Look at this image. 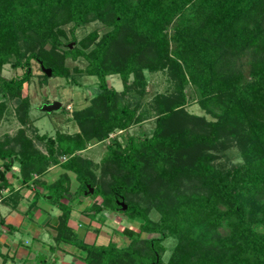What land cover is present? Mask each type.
<instances>
[{"label": "trees", "instance_id": "obj_1", "mask_svg": "<svg viewBox=\"0 0 264 264\" xmlns=\"http://www.w3.org/2000/svg\"><path fill=\"white\" fill-rule=\"evenodd\" d=\"M187 6L192 12H204L205 28L188 37L182 32L187 25L182 23L169 48L164 27L176 16L186 21L183 11ZM89 15L101 22L104 32L97 37L92 30L86 40L68 48L60 39L67 36L64 26L70 24L69 35L74 40V30ZM260 27L264 28V0H0V65L12 58L9 66L21 70L19 75L0 80V96L20 99L14 106L19 122L31 121L29 101L20 94L31 76L32 60L50 68V76L69 81L71 72L94 76L97 87L84 106L72 110L75 132L35 135L44 140L45 152L33 145L24 127L1 139L0 190L6 191L0 195V204L16 209L21 200L20 190L5 177L14 162L20 186L25 187L30 186L32 173L40 174L51 163H58L64 172L42 195L50 194L48 201L55 200L59 210L53 228L55 246H75L83 253L79 257L82 264H149L155 256V264H264V33L258 35ZM247 49L251 55L246 78L241 69H221V58L231 53L225 63L233 62ZM65 58H81L83 65L68 67ZM143 69H165L176 88L175 94L154 98L151 134H128L124 144L110 141L98 162L82 156L77 151L142 117L146 107L138 111L130 93L143 86ZM113 73L121 81L119 91L107 84L106 77ZM72 81L76 83L74 78ZM188 83L215 96L220 109L214 121L186 126L174 119ZM2 105L0 101V118ZM225 134L243 145V160L221 172L209 163V154H202L204 144L213 146ZM61 155L65 157L59 162ZM66 171L78 182L77 193L85 191L87 183L93 187L90 194L101 198L100 206L113 210L119 198L126 199L120 213L139 220L138 232L157 236L140 239L123 228L129 239L125 245L75 240L67 226L72 194L66 203L60 201L69 192ZM184 176L199 182L187 193L176 185L168 187L161 196L166 205L158 203L164 200L153 205L157 220L130 199L162 180L171 183ZM32 196L28 210L38 194ZM91 207L94 213L100 210L97 204ZM258 226L262 229L257 230ZM164 229L175 235V243L162 262L159 252L166 238ZM0 256L5 260L4 254Z\"/></svg>", "mask_w": 264, "mask_h": 264}, {"label": "rangeland", "instance_id": "obj_2", "mask_svg": "<svg viewBox=\"0 0 264 264\" xmlns=\"http://www.w3.org/2000/svg\"><path fill=\"white\" fill-rule=\"evenodd\" d=\"M183 16L187 18L186 21H181L179 17L176 16L173 17L170 22H168L164 27V33L167 38V47L169 48L172 47L174 43V36L176 35L177 30L183 27V25H181L182 23L187 25L186 28L188 29H182V32L188 37H191L194 34H200L202 28H205L203 27V25L206 19V15L201 11V9L192 12V10H190V7L187 6L183 11ZM64 30L67 33V36L66 38L60 37V39L63 42L65 41L68 48H71L73 45H77L81 39L82 41L86 40L87 33L91 32L92 30L96 32L97 37L100 36L104 32L105 27L98 19H96L95 17L92 18L89 15V19L74 30V40H72L71 35H69L70 24H66L64 26ZM263 33L264 28L260 27L258 29V35L260 36ZM45 46L48 47L47 44H45ZM230 55L231 53H229L224 60L223 58H221L220 62H222V64L220 65L224 66L221 67V69L228 71L233 68H238L239 70L241 69L243 73L242 75L246 78L251 55L248 49L245 50L244 53H241L240 57L234 55L235 58L233 59V62L230 61L231 63H225L226 60L230 59ZM12 60L13 59L11 58L9 61L0 65V80L2 78H9L14 75H19L21 73V70L19 68L13 69L9 66V62ZM64 63H66L68 67H81L83 65L81 58H77L74 60L65 58ZM30 64L31 76L29 78V81L23 84L20 96H26L29 101L27 111L31 121L30 123H25L24 125L19 122L17 117L18 113L15 112L14 109V106L17 105L20 101L18 97H9L5 95L2 98V96H0V101L2 102V106L4 109L3 114L0 118V142L2 138H5V136H7L6 138L13 136L18 128L24 127L26 128L25 134L31 138L33 145H35V147L38 148L41 152H45L44 140H41L36 136L43 134L53 137L57 131L68 134L75 132L77 130V127L71 119L72 110L84 106L88 102V98H90L94 93L97 92L96 81L94 76L87 75L82 72H71L72 77H70L71 80L69 81V78L46 75L40 69V64L33 60L30 62ZM43 67L48 68L46 66ZM187 70L188 68H183V71ZM142 75L145 80L143 86H137L136 92L132 90L130 93L133 97V104H135L136 100L138 111H142V109L146 107V109L142 111V117L126 129L114 130L108 133L107 137L103 141L90 143L86 145L85 149L77 151L82 156L90 158L94 162H98L105 151V146L110 144V141L116 139L121 144H124L126 141V135L128 134L140 137L149 136L151 134L154 127V117L156 116V111L153 104L154 98L156 96H159V94L162 96L175 94L176 88L174 85V81L171 80L165 69L156 71H148L146 69H143ZM72 78L75 79L76 83H72ZM106 81L107 84L113 87L115 90L119 91L122 89L121 81L118 78L117 74H109L106 77ZM184 88V101L176 111L174 119L183 121L186 126L193 123L195 126H197L203 122L214 121L216 118L215 113H217L220 109V107L217 105V101H215V96L211 95L207 91L205 93L199 92L197 87L191 83H188ZM128 95L129 93L126 95V97ZM209 97L213 99H211V101L206 100V98ZM53 100H57L61 103L59 109L51 111L49 113L41 112L39 110L41 104L51 102ZM255 118H257V116H255ZM33 135L36 136L34 137ZM8 144H10V141L8 142ZM204 146L202 155L206 156V154H209L211 159L209 160V163L212 164L214 168L219 169V171L221 170V172L224 171L225 168L230 169L232 166L242 163L243 156L241 150L243 145L241 146L239 143H237L235 138L231 134L223 135V137L220 138L213 146H208L207 144H204ZM63 157H65V155H61L59 157V162L63 160ZM15 165L16 162H14L11 165L10 170L5 173L8 180H11L14 186L16 185L15 183H17V181L15 180L17 176L10 173V171L15 169ZM95 171L96 174L99 173V169H95ZM62 172H64V170L58 163H51L44 172L39 174L37 179H39V183L43 187L44 192L48 191V184L52 181H55ZM65 174L67 178L64 179V182L66 181L65 183H68L69 186V192L66 194H72L73 199L69 202V204L71 210L74 211V214H72V228L68 225L67 226L76 235V237H73L75 238V240L81 239L83 242L99 245L106 244L107 242L112 241L118 246H121L125 245L129 241L127 234L122 231L123 228H128L131 231L137 233L138 238L140 239L148 238L153 235L157 236V234H151L145 231L138 232L137 224L139 220L122 215L120 213V210L122 209L120 208L119 204H117L116 208L113 210L103 207L102 205L100 206L101 198L99 196H93L92 194H90L93 191V187L90 186L89 183H87L86 185L92 188L91 192H88L86 189L85 191L83 190L81 194H79L80 192L77 193L76 191L79 185L75 180L73 173L70 171H66ZM198 182L199 181L196 178H189L188 176L178 178V180H171V183H169L167 180H162L161 182H159V185L152 188L149 187L147 192L141 191L136 193L135 195H131L130 199L133 202L141 205V207L145 208L148 216L152 220H157L159 216L158 210L153 205L158 201L164 200V197L161 196L169 189L168 187H171L173 189V187L176 185L179 188H183V191L187 193L190 192V188H192V186H194V184H197ZM14 186L12 185L13 188H15ZM24 187L25 186H21L20 188ZM5 191L6 190H0V195L5 194ZM23 193L24 190H20V205L18 203V209L16 208V210L12 212V215L15 212L19 215H24L25 213H27L26 215H29L30 209L28 210L27 208L29 207L27 206L32 201V198L30 199L29 195L25 197ZM47 195L51 196L50 194H45V196L43 197L42 192H39L37 198L40 203L42 202L41 208L43 207L45 209H51V211H49L50 220L48 222H45V224L49 225L51 224V222H54L53 226H55L57 224V215L59 214V210L57 209L55 200L48 201L50 197L46 199ZM69 197L70 196H65L64 198H61L60 201L66 203V198ZM124 200L126 199L119 198L117 201L124 202ZM262 200L263 198L260 199V201ZM164 202L166 201L164 200L163 202L158 203L161 206H164L166 205V203ZM92 204L99 205L100 210L94 213V211H92L93 208L91 207ZM5 210L6 211H4V209L0 207V212L5 213L8 211V209ZM82 216L88 218V226L83 221ZM35 223L37 224V221ZM6 224L3 222L2 225ZM220 229L223 231V228L221 226ZM261 229L262 226H258L257 230ZM86 230L90 232L88 234L89 237L83 236V233ZM164 232H166V238L162 241L161 244L163 248L160 249L159 252L162 262H165L170 249L175 243V235L172 234V232H170L168 229H164ZM14 235L16 238L23 241V238L26 234L24 235L21 233H14ZM47 235H45L44 240L50 242L51 238ZM30 240L31 241L29 244V248L30 250H34L35 254L36 248H38L34 247L36 242L35 238H30ZM61 247L62 248L60 249H63L66 252H71L78 258L83 254L82 251H80L78 248L67 243L63 244ZM42 253L46 255L44 260H38L39 258L36 255L31 257L30 260H26L24 264L49 263V253L45 248L41 249V255ZM1 259L2 258L0 256V260ZM65 259L70 261L71 258L69 254H66ZM156 261L157 256H155V260L151 263L155 264ZM8 262L9 261H7V263ZM55 264H60V262L57 261L55 262ZM79 264L82 263L79 262Z\"/></svg>", "mask_w": 264, "mask_h": 264}, {"label": "crops", "instance_id": "obj_3", "mask_svg": "<svg viewBox=\"0 0 264 264\" xmlns=\"http://www.w3.org/2000/svg\"><path fill=\"white\" fill-rule=\"evenodd\" d=\"M10 173L17 176L16 178L11 176L15 178V180L17 181V183H15L16 184L15 186L11 182V180H8L6 175L5 177L7 178L8 181H10L11 185H13L15 189L24 190L23 194L25 195V197L29 195L31 199L33 198L32 196L33 192H36L37 194L39 192L42 193L44 192L43 187L39 183V179H37L39 174L32 173L31 179L29 181L30 186L20 188L21 186L17 173V163L15 165V169L10 171ZM68 196L70 195L66 194V197ZM41 203L40 201H38L37 198L34 205L30 208L29 215H26L27 213H25L24 215H19L16 212L12 215V212L15 211L16 209H10L5 205L0 204V207L3 208L4 211H6L5 209H8V211L5 213L0 212V217L3 218V222L5 224L6 223L8 224V225L6 224L0 226V252H2L5 255L4 256L5 260L3 259L0 260L1 264H24L26 260H30L31 257L36 255L39 258L38 260H44L46 255L43 253L41 255L42 248H45L46 251L49 253V261H50L49 263H43V264H55V262L57 261L60 262V264H79V262H81L80 259L75 255H73L71 252H66L63 249H60L62 248L61 246L65 243H59L57 246H55L53 240V236L55 233L53 229L54 222H51V224L49 225L45 224V222H48L50 220L49 211H51V209L50 208L45 209L43 207L41 208ZM72 214H74L73 210L70 211L69 218L67 220V225L70 226L71 228L73 224ZM82 218L83 221L88 226V218L84 216H82ZM36 221L37 224L35 223ZM14 233H21L26 235L23 238V241H21L15 237ZM89 233L90 232L86 230L83 233V236L89 237L88 236ZM45 235L51 238L50 242L44 240ZM30 238H35L36 242L34 247H38L36 248L35 254H34V250H30L29 248V244L31 241ZM52 245L55 246V249H51ZM66 254H69L71 258L70 261L65 259ZM40 256H43V258H40ZM7 261L9 262L7 263Z\"/></svg>", "mask_w": 264, "mask_h": 264}, {"label": "water", "instance_id": "obj_4", "mask_svg": "<svg viewBox=\"0 0 264 264\" xmlns=\"http://www.w3.org/2000/svg\"><path fill=\"white\" fill-rule=\"evenodd\" d=\"M40 69H41L46 75H50V68H45V67H43L42 65H40ZM60 106H61V103H60L59 101H57V100H53V101H51V102H47V103H43V104H41L39 110H40L41 112H47V113H49V112H51V111H54V110L59 109ZM86 187H87V191H88V192H91V191H92V188H91V187H89L88 185H86ZM84 193H85V192H84ZM49 197H50V196L47 195V196H46V199L49 198ZM116 202H117V204H119V206H120V208H121L122 210L125 209V204H124L123 201H116ZM40 258H43V256H40ZM150 264H152V263H150Z\"/></svg>", "mask_w": 264, "mask_h": 264}, {"label": "built area", "instance_id": "obj_5", "mask_svg": "<svg viewBox=\"0 0 264 264\" xmlns=\"http://www.w3.org/2000/svg\"><path fill=\"white\" fill-rule=\"evenodd\" d=\"M63 159H64V157H63Z\"/></svg>", "mask_w": 264, "mask_h": 264}]
</instances>
